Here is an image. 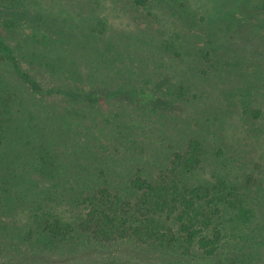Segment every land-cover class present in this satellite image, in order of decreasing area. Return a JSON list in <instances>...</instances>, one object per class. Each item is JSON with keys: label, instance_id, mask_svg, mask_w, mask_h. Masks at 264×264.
<instances>
[{"label": "trees", "instance_id": "trees-1", "mask_svg": "<svg viewBox=\"0 0 264 264\" xmlns=\"http://www.w3.org/2000/svg\"><path fill=\"white\" fill-rule=\"evenodd\" d=\"M150 1L127 0L128 9ZM43 3L0 0V263L50 264L44 249L119 243L133 263L112 254L79 264H142L141 251L157 264L251 262L247 245L261 234L252 221L264 222V153L254 162L229 143L209 84L215 62L198 46L212 37L146 27L115 41L109 17L86 1L58 12ZM244 12L230 11L228 29L250 31ZM147 42L171 56L159 72ZM253 77L249 88L262 90ZM258 105H242L250 138Z\"/></svg>", "mask_w": 264, "mask_h": 264}, {"label": "rangeland", "instance_id": "rangeland-1", "mask_svg": "<svg viewBox=\"0 0 264 264\" xmlns=\"http://www.w3.org/2000/svg\"><path fill=\"white\" fill-rule=\"evenodd\" d=\"M79 1L44 0L43 5L58 12L61 7H70ZM81 1H86L91 6L96 7L102 16L109 17L111 26L105 28L106 34H112L115 41L119 35H124L127 31L135 30V32L140 33L146 27H149L160 37L172 34L171 32L175 31L176 28L182 32H189V29L197 30L200 34L206 31V35L212 37V43L211 41H209V45L204 43L205 36V39L198 42L199 45L196 44L201 47H208L211 52L210 56H212L210 62H215L214 74L210 78L209 84L213 89L212 94L214 93L218 97V102L225 107V112H227L224 129L229 143L239 151H248L249 149V154L253 157L254 162L259 158L261 150L264 153V84L262 90L255 92L253 91L256 89L251 90L249 88L250 79L256 74L257 79L261 81L259 83L264 82V52L260 53L259 49L264 45V38H259V36L256 38L258 32L264 35V0H151L149 7L140 10L138 14L132 9H128L127 0ZM239 4L243 6L244 13L248 16L247 23L250 31H245V33L242 31L244 25L241 24L237 33L228 29V15ZM183 8L185 9L183 10ZM183 13L189 18L182 17L181 14ZM185 14L184 16H186ZM234 29L236 30V27ZM99 43H102L104 48L108 45V41ZM149 44V46H145L146 50L150 51V53L147 52L149 54V67L153 66L154 71L159 72L164 68L165 63H170L171 56L168 53H164L163 57L158 56L155 45ZM114 60L115 58H112L113 63L110 66L114 68V75L117 76L118 71L116 69L119 67ZM19 64L21 69L27 71L33 78L41 76V72H38L26 58L20 59ZM255 70L257 73L253 74ZM37 80L39 79L37 78ZM260 103L263 116L258 121L252 122L254 134H251L250 138L248 134L244 133V130L246 132L244 125L249 124L251 116L242 115V105L253 107L255 104L260 105ZM246 170L247 168L242 166L239 173L243 174ZM259 218L262 217L253 218L252 224L260 223L258 224L261 225V234L247 245V250H256V257L252 258L251 262L248 259L242 264H264V239L262 238L264 222ZM4 253L8 252H0V261L7 257ZM11 253L10 251L9 255L13 257ZM112 254L120 256L127 262L133 263L135 261L132 258L131 246L127 243L115 244L110 248L99 245L96 247L87 246L73 252L61 249V252L51 253L48 249H44L42 259L50 264H79L80 262L84 263V258L102 259ZM141 255L140 263L157 264V261L149 257L147 253L141 251ZM38 256L41 257L42 254L39 253Z\"/></svg>", "mask_w": 264, "mask_h": 264}]
</instances>
